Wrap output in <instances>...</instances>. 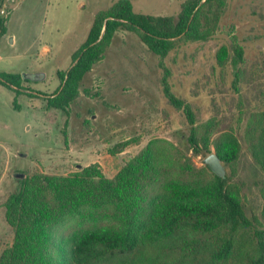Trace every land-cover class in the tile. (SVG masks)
I'll list each match as a JSON object with an SVG mask.
<instances>
[{
    "label": "rangeland",
    "instance_id": "obj_1",
    "mask_svg": "<svg viewBox=\"0 0 264 264\" xmlns=\"http://www.w3.org/2000/svg\"><path fill=\"white\" fill-rule=\"evenodd\" d=\"M116 1L14 0L3 18L0 72L19 74L26 81L18 95L0 84V255L14 239L5 202L18 186L16 174L68 177L91 167L112 179L151 145L163 152L155 155L166 173L162 180L181 179L174 175L183 164L197 178L203 177L202 160L208 153L195 155L186 145L188 123L183 111L164 96L160 58L135 33L114 35L66 112L48 106L47 98L60 84L58 72L73 65L71 56L85 41L95 14ZM183 1L130 0L135 13L162 16H176ZM235 43L243 50L237 68L229 59ZM222 46L229 49L225 66L217 63ZM163 64L170 72L172 93L190 104L208 152L215 153L216 146L227 140L238 146V159L225 167L227 186L248 213L264 221V172L247 145L248 131L264 125V0H228L211 40L182 44ZM122 145L126 146L121 149ZM98 221L112 223L114 215L100 210L70 217L55 233L59 236ZM253 248L247 234L239 232L237 261L231 264L245 263ZM168 255L167 251L136 254L135 264H167L172 259Z\"/></svg>",
    "mask_w": 264,
    "mask_h": 264
},
{
    "label": "trees",
    "instance_id": "obj_2",
    "mask_svg": "<svg viewBox=\"0 0 264 264\" xmlns=\"http://www.w3.org/2000/svg\"><path fill=\"white\" fill-rule=\"evenodd\" d=\"M227 1L185 0L176 16L135 13L130 0H118L97 12L85 41L71 56L73 65L58 72L60 84L47 98L48 106L66 112L84 76L102 59L114 35L132 32L160 58L164 96L183 111L188 123L186 145L195 155L202 151L211 154L190 104L172 93L170 72L163 60L182 44L211 40ZM2 3L0 0V6ZM5 33V19L0 17V37ZM231 49L230 63L237 68L243 50L237 43ZM228 51L227 46L220 48L219 65L229 61ZM238 73L236 69L235 81ZM24 79L0 72V84L16 95L23 93ZM27 95L37 97L31 92ZM247 145L264 172V125L248 131ZM162 153L148 145L112 179L103 178L91 167L68 177L36 174L17 179L18 186L5 202L6 221L14 239L0 255V264H135V255L148 251L169 252L172 259L167 264H231L237 261L234 248L239 232H245L254 247L242 264H264V221L247 212L243 201L227 186L226 176L221 179L205 166L199 179L183 164L174 175L181 179L162 180L166 173L161 172L155 156ZM215 154L225 168L238 159L239 149L227 140L226 145L216 146ZM100 210L112 213L114 221H98L59 236L55 233L67 218Z\"/></svg>",
    "mask_w": 264,
    "mask_h": 264
},
{
    "label": "water",
    "instance_id": "obj_3",
    "mask_svg": "<svg viewBox=\"0 0 264 264\" xmlns=\"http://www.w3.org/2000/svg\"><path fill=\"white\" fill-rule=\"evenodd\" d=\"M12 42V39L10 40ZM202 164L207 166L213 174L220 177L221 179L225 177V168L223 167L220 159L216 156L215 153L207 155L203 160ZM23 174H16L15 178L22 179Z\"/></svg>",
    "mask_w": 264,
    "mask_h": 264
},
{
    "label": "built area",
    "instance_id": "obj_4",
    "mask_svg": "<svg viewBox=\"0 0 264 264\" xmlns=\"http://www.w3.org/2000/svg\"><path fill=\"white\" fill-rule=\"evenodd\" d=\"M14 0H3V3L0 7V17H7L9 15V5L12 4Z\"/></svg>",
    "mask_w": 264,
    "mask_h": 264
}]
</instances>
